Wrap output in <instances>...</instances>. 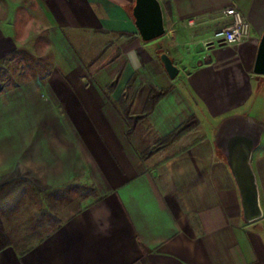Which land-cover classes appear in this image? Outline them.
Segmentation results:
<instances>
[{
  "label": "crops",
  "instance_id": "1",
  "mask_svg": "<svg viewBox=\"0 0 264 264\" xmlns=\"http://www.w3.org/2000/svg\"><path fill=\"white\" fill-rule=\"evenodd\" d=\"M159 1L165 33L144 41L135 0H0V61L34 51L32 39L51 54L46 74L0 88V186L25 180L38 198L71 181L97 192L27 251L0 250V264H264V75L253 72L264 0ZM231 5L250 35L218 43ZM151 88L167 92L129 128L122 106L140 114ZM190 117L196 126L141 157ZM233 126L259 139L250 163L262 214L250 222L218 144Z\"/></svg>",
  "mask_w": 264,
  "mask_h": 264
},
{
  "label": "rangeland",
  "instance_id": "2",
  "mask_svg": "<svg viewBox=\"0 0 264 264\" xmlns=\"http://www.w3.org/2000/svg\"><path fill=\"white\" fill-rule=\"evenodd\" d=\"M5 8L6 6H2L0 11L6 12ZM41 38L44 39L45 37L41 36ZM36 41L32 39L30 43L37 45ZM35 45L33 46L35 48L34 51H32L33 49H29V47H23L13 55L0 61V88L19 81L24 76L34 75L38 71L40 75L47 73V65H49L51 54H49L48 48ZM26 186L30 188L29 184ZM32 191L35 192L34 189L30 188L29 194L18 196L16 201L10 206L8 205V207L4 201L1 202L0 218L8 233L15 234L17 239L24 238L29 234H31L32 240L39 238V235L42 236L54 227L46 224V218L50 214L55 216L56 219L63 220L86 201V198H82L84 195L90 194L87 196L89 198L91 195L95 196L97 193L95 188L92 187L84 186L82 189L79 188L78 182H75L71 187H65L64 190L59 191L58 195L50 193L38 198ZM61 192H64V194H60ZM42 210H44V214L41 216L37 215ZM36 217H40L41 220L36 219ZM38 223L43 225L41 227L40 224L36 226Z\"/></svg>",
  "mask_w": 264,
  "mask_h": 264
},
{
  "label": "water",
  "instance_id": "3",
  "mask_svg": "<svg viewBox=\"0 0 264 264\" xmlns=\"http://www.w3.org/2000/svg\"><path fill=\"white\" fill-rule=\"evenodd\" d=\"M132 14L137 31L144 41H149L165 33L162 6L159 0H135ZM160 59L169 77L174 78L178 68L166 53ZM253 72L264 75V32L258 42ZM258 142V134L244 127L228 128L219 139L227 163L237 185L242 216L245 221L258 219L262 212L259 204L258 187L250 158Z\"/></svg>",
  "mask_w": 264,
  "mask_h": 264
},
{
  "label": "trees",
  "instance_id": "4",
  "mask_svg": "<svg viewBox=\"0 0 264 264\" xmlns=\"http://www.w3.org/2000/svg\"><path fill=\"white\" fill-rule=\"evenodd\" d=\"M123 34H125L129 37L133 36L132 33H128V32H123ZM132 81H133V78L128 82L129 85L131 84ZM116 82H117V80L114 79L111 82L110 86L114 87L116 85ZM166 92H167L166 89H162L159 91V90H156L154 88H151L150 93H149L148 98H147V101L145 103V106L143 108V111L138 115H130L128 105L125 107L122 106L123 107L122 112L124 113V116H125V119L129 125V128H132L136 121L141 120L150 111H152V109L155 107L157 100L161 96H163ZM119 100H121V102L124 101L123 98H121ZM196 125H197V121H196V119H193V117H190L189 119L183 121L182 123H180L178 126H176L174 129H172L171 131H169L165 135L157 138L155 140V142L150 147L144 149L140 153L141 157L147 158L148 156L154 154L155 152L160 151L161 149L165 148L172 141H175V140H178L179 138H181L184 133H186L189 129H191L192 127H194ZM28 183L25 180L14 179V180H11V181L1 185L0 186V206L2 205L1 204L2 201H5L6 198H8L12 194H14L15 191L22 188L24 185H26ZM73 184H75L74 181L67 182V183L63 184L61 187H59L58 189H55V190L54 189H48L46 191L40 192L41 193L40 196L48 195L50 193H53L56 190L62 191L65 189V187H71ZM30 187H32V186L30 185ZM92 191H93V189H92ZM93 193H94V191H93ZM89 195L90 194H86L82 198H86ZM43 214H44V210H42V212H40L37 215L41 216ZM36 219L41 220L40 217L39 218L36 217ZM46 219H47L46 224L48 226H58L59 223L61 222L60 219H56L55 216H53L52 214H50ZM39 224L40 223L36 224V226H39ZM42 225L40 224V227ZM29 226L31 227V225H29ZM40 237H41V235H39V238ZM35 240L36 239L32 240L31 234L25 236L24 238L17 239L15 237V234L8 233V231L4 227L3 221L0 218V250L4 249L6 247H9V246H13L17 250H19L20 252H25L32 247Z\"/></svg>",
  "mask_w": 264,
  "mask_h": 264
},
{
  "label": "built area",
  "instance_id": "5",
  "mask_svg": "<svg viewBox=\"0 0 264 264\" xmlns=\"http://www.w3.org/2000/svg\"><path fill=\"white\" fill-rule=\"evenodd\" d=\"M229 22L214 32V40L222 44H236L249 37L251 27L248 19L235 5L223 10Z\"/></svg>",
  "mask_w": 264,
  "mask_h": 264
}]
</instances>
